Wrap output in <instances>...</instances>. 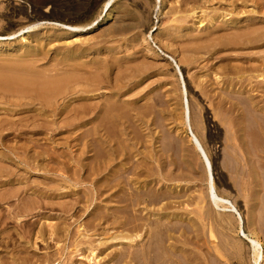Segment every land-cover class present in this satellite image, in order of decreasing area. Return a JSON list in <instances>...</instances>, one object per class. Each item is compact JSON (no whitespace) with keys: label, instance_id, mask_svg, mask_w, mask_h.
<instances>
[{"label":"bare ground","instance_id":"1","mask_svg":"<svg viewBox=\"0 0 264 264\" xmlns=\"http://www.w3.org/2000/svg\"><path fill=\"white\" fill-rule=\"evenodd\" d=\"M17 1L0 0V51H12L3 41L16 35L29 44L0 54V264H76L69 249L88 264L99 255L107 264H264V103L255 86L264 81V0H179L165 15L215 2L212 15L194 28L175 20L156 37L159 48L180 50L179 63L211 61L193 81L226 126L221 165V130L208 115L197 124L188 81L175 95L169 83L134 92L152 69L168 70L129 58L143 31L106 46V37L149 29L143 4ZM98 20L111 23L93 41L65 44ZM187 182L201 185L191 212L189 189L176 185ZM44 211L59 215L42 219ZM12 222L32 247L63 246L24 255Z\"/></svg>","mask_w":264,"mask_h":264},{"label":"rangeland","instance_id":"2","mask_svg":"<svg viewBox=\"0 0 264 264\" xmlns=\"http://www.w3.org/2000/svg\"><path fill=\"white\" fill-rule=\"evenodd\" d=\"M13 3H17V0H11ZM122 2V3H126L127 1L130 2H135V3H140L144 5V11H145V17L149 14L151 16L152 19V25L151 23L149 24L148 28L146 31L142 30V29H137L132 33H128L126 35H124V37H106L104 38L105 40H109L106 44V46H112L116 40H128L129 38H131V36H133L134 34L139 33L140 31H143L142 33V37L140 39H138V43L136 45V47L134 48V50H130L129 53H135L134 56H130V59H137L140 60L142 56H147L148 59H146V62H148V64H150V66L153 68L155 66H160V65H168V70H167V74L166 75H161L160 71L158 69H152V71H150L151 73H153L152 75H150L149 78L145 79L143 85H139V87L134 91V92H138L141 91V88L143 87H147L146 90L142 91V95H148L151 91L152 88L156 87L157 84L159 83H169L167 85V89H170L171 87H175L176 89L173 91H171L173 93V95L177 94L179 92V88L180 90H183L184 87V80L188 83H190V88H191V93L188 92V99H192L193 104H194V110L196 113V119H197V124H201V127L204 126V120L203 117H205V115H208V117L210 118V121H214V124H216L220 130H221V134H222V144H220V149H219V153H220V159H219V164L221 165L222 162V158L223 156H221L223 154V148H224V144H225V129L226 126L223 124V122L221 121V117H214L215 116V112L212 109V107L209 104V99L205 97L204 92H202L201 87H198L197 84L194 83L193 81V77L194 75H204L207 73V67L211 64V61H208V59H202L200 61H198L197 63L193 64L192 66H188V64H183V63H179V60L181 59V54H180V50H176V54H173L172 52L165 50L164 48H162V46L158 45V41L156 39L157 36H159L160 31L168 28L170 25H178V23H175V20H179L182 18H187L186 21L188 23L189 26H191V28H194L193 26V22L195 23L197 19L204 17L207 19L206 15L208 14V16L212 15V6H214V3L208 2L205 4H201V9H194V11L190 12L188 8L187 13H184L183 10H178L175 8V12H180L176 15H172V16H167L165 15V13L167 12V10L169 8L174 9L175 5H178L176 2H179V0H175L173 2H170L168 4H165L164 2L167 0H115V2ZM203 1V0H200ZM158 4V6H156L153 10V8H150V6L153 7V4ZM248 9L247 11L252 10V5L248 4ZM217 7V6H215ZM227 7V6H226ZM221 8H219L220 10ZM222 12V11H220ZM152 13V14H151ZM194 13V14H193ZM175 14V13H174ZM102 19H104L105 13L102 14ZM100 20L97 21V23ZM110 21H102L99 22L97 27L94 28L93 30L81 34V35H76L71 39L68 40H64L65 44H68L70 42H75V43H70L74 44V46L79 47L80 44L82 43H87V40L89 41H93L94 36L97 34H100V31L102 28L106 27L108 24H110ZM205 26V22L202 23V25H200V28ZM199 27V26H197ZM27 36L26 34L24 35H16L14 38H9L8 41H3L4 43H9L10 45L14 46V49H12V51H7V50H1L0 54H6L9 55L11 53H13L15 51V49L19 46V43L21 42L23 46H28L29 44L25 41H22L21 38ZM103 39H99L98 41L102 42ZM147 43L149 44L150 47H152L154 53H150L149 51L147 52ZM131 45V44H130ZM176 45H179L178 43ZM125 48V47H124ZM131 48H133V46L131 45ZM11 50V49H10ZM119 52H128L126 49H119ZM141 51V53H140ZM144 51V52H142ZM124 53H122L123 55ZM144 54V55H143ZM177 63L179 65V67L177 66ZM188 79V80H187ZM253 85L254 83H256L254 80H252ZM255 86H257L259 89L257 90L259 98L261 99L262 103H264V81H259L258 79V84H256ZM207 96V95H206ZM198 97V99H197ZM200 98V100H199ZM184 102V100H183ZM201 132V130H200ZM204 135V132H201V135ZM184 137V135H183ZM180 139V138H179ZM11 144H14L13 142ZM176 185H181L182 188L186 189L188 188V192L185 193L186 196H190L191 198H193L194 203L192 204H188L185 203V208L187 211H193L197 209V205L195 204V202H197L199 196L201 195V185L200 184H196L194 182H187V183H177ZM233 187V186H232ZM232 196H235V198H237V193L236 190L232 191ZM238 201L240 202L241 205H243V200L241 198H237ZM15 204H12L11 207H3V211H12L14 209ZM244 207H242L243 209ZM245 209V208H244ZM243 209V210H244ZM242 210V211H243ZM2 211V212H3ZM44 215H42V219H47L50 217H57L59 215L58 211H44ZM245 215V213H244ZM190 218L194 217L193 213L190 214L189 216ZM235 218L238 219V216L235 215ZM38 218H32L31 221H35ZM42 221V220H41ZM20 222H12L11 225H8L10 227V231L13 233L14 239H16V244H15V248L18 247V245H23L24 246V255L25 254H36L38 256H42L44 253L46 252H51V253H55L56 249H60L63 246V243H60V247H56L54 242H50L48 245V249L44 248L46 245L42 242H40V240L36 241V246L32 247L31 242H27L28 239H20L23 233V229L19 226ZM26 229V228H25ZM233 237H237L236 235L231 234ZM240 238H244L242 236V234L239 235ZM92 239L94 241H96V243L99 242L98 237L94 236L93 237V233H92ZM205 244L202 246L203 248L205 247V249L207 248L206 246H209V241L207 239H205ZM248 243V241H246ZM25 243V244H24ZM12 245V244H10ZM12 247H10L11 250ZM1 249V248H0ZM116 249H111L108 250L107 253H110L112 251H114ZM70 253H68V258L70 259V262H76V264L82 263V264H88L86 259H83L81 257L78 256V254L73 252V249H69ZM85 256H87V252L83 253ZM83 255V256H84ZM21 256H23V254H21ZM84 256V257H85ZM104 258V256L99 255V257L95 260L96 262H98V264H107V259L104 260L102 259ZM81 259V260H78ZM225 259H220L221 264H224ZM69 262V263H70ZM54 264H62V262H57ZM92 264H95L94 261L92 262Z\"/></svg>","mask_w":264,"mask_h":264}]
</instances>
